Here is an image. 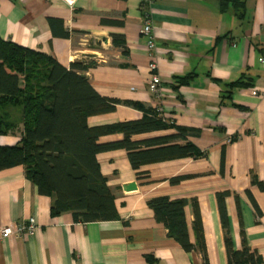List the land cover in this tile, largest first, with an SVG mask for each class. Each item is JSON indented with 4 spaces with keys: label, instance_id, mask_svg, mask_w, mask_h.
<instances>
[{
    "label": "crops",
    "instance_id": "obj_1",
    "mask_svg": "<svg viewBox=\"0 0 264 264\" xmlns=\"http://www.w3.org/2000/svg\"><path fill=\"white\" fill-rule=\"evenodd\" d=\"M51 19L62 27L52 31ZM146 20L162 93L157 118L175 127L131 141L136 151L190 143L202 156L133 170L127 151L99 153L117 217L90 223L75 222L70 213L52 216L53 199L39 193L23 166L0 170V227L36 222L33 234L0 242V264H149L147 258L152 264H203L198 252L184 251L156 221L147 205L155 198L187 202L192 244L196 209L208 264H227L220 200L233 249L245 239L264 264V0H0L3 41L64 68L87 66L82 79L103 99L119 102L113 112L88 118L91 128L140 120L159 105L148 88ZM176 128L193 133L179 138ZM122 139L108 135L98 143ZM19 141V132L0 136V147ZM130 184L136 190L125 192Z\"/></svg>",
    "mask_w": 264,
    "mask_h": 264
},
{
    "label": "trees",
    "instance_id": "obj_2",
    "mask_svg": "<svg viewBox=\"0 0 264 264\" xmlns=\"http://www.w3.org/2000/svg\"><path fill=\"white\" fill-rule=\"evenodd\" d=\"M49 23L52 31L56 26L62 27L52 19ZM87 70V66L79 63L64 68L44 54L0 38V136L20 133L17 145L0 147V170L23 166L39 193L53 199L51 215L70 213L74 221L80 223L111 221L117 217L113 194L97 163L99 153L125 150L133 170L154 161L202 156L190 143L136 151L132 136L175 127L161 122L152 110L137 121L89 127L88 118L113 112L119 102L100 97L79 75ZM126 105L137 107L132 103ZM176 129L179 138L193 133ZM115 134L122 135L123 139L98 143L101 137ZM147 205L153 210L156 221L163 224L169 238L186 252H198L203 264H208L196 209L192 225L195 244H192L184 217L186 201L155 198ZM218 210L227 264H261L260 257L251 251L245 239L240 250L233 249L227 212L220 200ZM147 261L153 262L151 258Z\"/></svg>",
    "mask_w": 264,
    "mask_h": 264
},
{
    "label": "built area",
    "instance_id": "obj_3",
    "mask_svg": "<svg viewBox=\"0 0 264 264\" xmlns=\"http://www.w3.org/2000/svg\"><path fill=\"white\" fill-rule=\"evenodd\" d=\"M69 3H72L74 0H65ZM142 34L148 37L147 41V52L149 57L148 68L152 72V77L148 81V88L152 97L155 101L159 102V105L155 108V113L157 116L162 118L163 107L160 105L162 99V93L160 89V80L157 75V64L154 61V51H155V42L152 34V27L148 20H146L142 27ZM259 62H264L262 58L259 59ZM253 96H256L255 91L252 92ZM36 229V222L33 218L27 220L25 223L20 224H11L7 226L0 227V242L3 240H10L12 237L21 238L24 234H33Z\"/></svg>",
    "mask_w": 264,
    "mask_h": 264
},
{
    "label": "water",
    "instance_id": "obj_4",
    "mask_svg": "<svg viewBox=\"0 0 264 264\" xmlns=\"http://www.w3.org/2000/svg\"><path fill=\"white\" fill-rule=\"evenodd\" d=\"M95 43L100 45V44L104 43V41L103 40H97ZM135 190H136V186L134 184H130L125 188V192H133Z\"/></svg>",
    "mask_w": 264,
    "mask_h": 264
}]
</instances>
